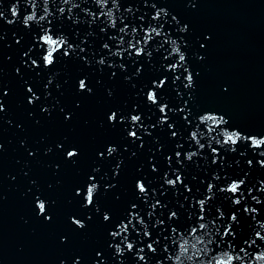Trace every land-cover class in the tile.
I'll return each instance as SVG.
<instances>
[{"label": "water", "instance_id": "obj_1", "mask_svg": "<svg viewBox=\"0 0 264 264\" xmlns=\"http://www.w3.org/2000/svg\"><path fill=\"white\" fill-rule=\"evenodd\" d=\"M46 33L66 42L51 65ZM250 136L264 137V0H0V264H264V143Z\"/></svg>", "mask_w": 264, "mask_h": 264}, {"label": "snow or ice", "instance_id": "obj_2", "mask_svg": "<svg viewBox=\"0 0 264 264\" xmlns=\"http://www.w3.org/2000/svg\"><path fill=\"white\" fill-rule=\"evenodd\" d=\"M12 14H13V15H16V7H15V5L12 7ZM159 14H160V12L158 11V12L156 13V15L158 16ZM27 19L30 20V19H33V17L30 16V17H28ZM41 19H43V17H41ZM25 23H27V20L25 21ZM124 29H127V25H126V24L124 25ZM49 32H50V30H49ZM157 34H158V33H157ZM39 42H42L43 45H44V44H47V45L50 46L49 49L47 50V54H46V55L44 56V58H43V63H44L45 65H51V64H53V63H54V56H53V54H54V53H57V51L60 50V49L62 48V46H64V45L66 44V42H65L64 40H62V39H61V40L53 39V38H52V35H51V34H48V33L44 34L43 36H40V37H39ZM139 43H140V42L137 41L135 44H130V45H129V48H130V49H133L137 55H139V54L143 51V48H137V44H139ZM67 47H68V48H71L72 45L69 44V45H67ZM104 47H107V45H105ZM65 55H67V51H65ZM180 60H181V61L184 60V56H183V55L180 56ZM100 62L103 63V60H101ZM32 63L35 65V64H36V61L33 60ZM170 68L175 69V68H176V65H170ZM186 79L188 80L189 83H191L192 77H191L190 75L187 76ZM154 83H155V82H154ZM164 83H165V81H164L163 79H161V80L159 81L158 84H155V86H156V87H160V86L164 85ZM79 88H80V89H85V88H86V82H85V80L81 79V80L79 81ZM147 100H148V101H151L152 103H155V102H157V100H158V96H157V94H156L154 91H149V90H148V92H147ZM165 108H166V106L163 105V104H161V105H160V112H161V113H164V112H165ZM115 115H116L115 113L111 114V115L108 117V119H109V120L114 119ZM139 119H140V117L137 116V115H132V116H131V120H132L133 122L138 121ZM161 119L164 120V119H166V117H161ZM201 119H202V120H203V119H210V120H213L217 125H219L220 123H223V117H219V119L216 120V118L213 117V116H204V117H201ZM173 134H174V133H173ZM129 135H130V136H135L136 133H135V132H129ZM192 135H193V138H195L196 133H193ZM239 139H241V136H240V133H239V132H236V133H233V134H228V135L226 136L225 140H224V143L227 144V143L231 142L232 144L235 145ZM246 139H248V140L251 139L253 145H261L262 143H264V137H262V139H255V138H253V136H250V137H247ZM217 143H219V141H217ZM200 147H203V145L200 144ZM108 151L111 153V152L113 151V149H112V148H109ZM216 151H217V150H216L215 148L212 149V152H213V153H216ZM67 155H68L69 157H72V156L76 155V153H75L74 151H68ZM179 155H180V154L177 153V156H179ZM190 157H191V156H189V158H190ZM249 163H251V162H249ZM261 163L264 164V161H261ZM180 180H181V177H180L179 175H177L175 180H168L167 182H168V183H171V184H175V183H177V182L180 181ZM237 181H238V183H237ZM243 183H244L243 180H236V179H234L233 182L231 183L230 187H229L228 189H222V191H229V192L235 194V193H237L238 188H239ZM136 187L139 189V191H140L141 193H144V192L146 191V189H145V185H144L143 183H141L140 181H137V183H136ZM208 187H209V189H211V188H212V185H208ZM94 189H95V185H94V184H92V185L88 188V192H87V203H88V204H92V203L94 202V197H93ZM249 191H251V190L249 189ZM206 199H208V198H206ZM253 199H255V197H253ZM157 203H159V202H157ZM235 203H236V204H239V203H240L239 199H237V200L235 201ZM200 205H201V212H203L204 201H200ZM155 206H156V205L154 204L153 207H155ZM134 207H135V205H133V208H134ZM244 211L247 212L248 209L245 208ZM251 211L254 213V212L256 211V209L253 208ZM169 216H170V218H171V217H175V216H176V213H175V212H170V213H169ZM104 219L107 220V219H108V216L105 215V216H104ZM201 219H203V216H201ZM236 219H237V216H236L235 213H233L232 216H231V220L235 221ZM74 223L79 224L80 221H79V220H75ZM161 223H162V222H161ZM204 227H205L204 224H200V228H204ZM126 229H127V225H124L123 228H122V230H121V232H119V233H118V232H113L112 235H113V236L119 235L120 233L125 232ZM173 231H175V229H173ZM195 231H196V229L193 228V229H192V232H195ZM230 234H232V233L230 232V228H229V227H225V228H224L223 235H230ZM144 235H145V236H149V233H148L147 231H145ZM256 236H257L259 239L264 240V236H261L259 232L256 233ZM210 242H211V241H210ZM254 242H255V241L252 240V243H254ZM245 243H247V241H245ZM147 247H148V249H150V250H154V249H153V246H152L151 243H149V244L147 245ZM127 248L132 249V248H133V244H132V243H128V244H127ZM116 250H117V252L121 251V249H120L118 246H117V249H116ZM241 251H244V249L241 248ZM225 256H226V259H220V260H217V261L215 262V264H232V261H233L234 259H239V256H237V257H233V256H231V255H228L227 253L225 254ZM141 259H143V257H141ZM260 259H264V254H262V256L260 257Z\"/></svg>", "mask_w": 264, "mask_h": 264}, {"label": "clouds", "instance_id": "obj_3", "mask_svg": "<svg viewBox=\"0 0 264 264\" xmlns=\"http://www.w3.org/2000/svg\"><path fill=\"white\" fill-rule=\"evenodd\" d=\"M13 7V6H12ZM252 146H254V147H259L260 145H253L252 144ZM68 156V155H67ZM96 187H97V185H96ZM37 208L39 209V212L40 213H44L45 212V210H46V203L43 201V200H38L37 201ZM81 224V222L78 224V225H80Z\"/></svg>", "mask_w": 264, "mask_h": 264}]
</instances>
